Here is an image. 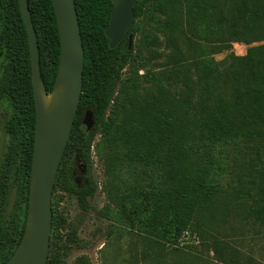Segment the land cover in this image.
Here are the masks:
<instances>
[{"label":"trees","instance_id":"trees-1","mask_svg":"<svg viewBox=\"0 0 264 264\" xmlns=\"http://www.w3.org/2000/svg\"><path fill=\"white\" fill-rule=\"evenodd\" d=\"M84 51L81 96L53 192L73 197L82 212L97 190L92 177V150L97 135L116 147L107 162L113 174L150 168L156 182L137 181L124 195L116 221L140 225L176 246L184 235L203 231L224 213L215 176L221 168L216 145L242 141L255 151L249 168L259 179L237 193L239 217L264 224V0H143L134 7L129 31L114 48L104 34L112 10L109 0H74ZM35 31L39 69L50 92L57 73L60 45L50 0H27ZM158 31L172 48L167 69L151 74L140 99L133 79L139 57L133 45L137 22L152 7ZM132 41L129 45L128 37ZM233 44L246 53L237 56ZM181 46L185 51H181ZM227 53L221 61L214 56ZM128 67L130 75L123 77ZM27 35L18 0H0V106L8 110L9 138L0 161V264L16 249L23 234L35 131ZM86 114L93 125L87 129ZM112 147V145H111ZM82 166L83 183L74 181ZM252 176L251 172L247 174ZM138 179V178H137ZM143 180V177L140 179ZM14 189L12 214L6 216ZM54 197V194H53ZM245 197V198H244ZM220 207V208H219ZM65 220L52 206V229L46 264H66L80 240L75 229L61 230ZM194 228L195 231L194 232Z\"/></svg>","mask_w":264,"mask_h":264},{"label":"rangeland","instance_id":"rangeland-1","mask_svg":"<svg viewBox=\"0 0 264 264\" xmlns=\"http://www.w3.org/2000/svg\"><path fill=\"white\" fill-rule=\"evenodd\" d=\"M158 15H161L160 9L153 6L149 17L136 23L138 31L133 45L140 60L133 79L139 84L140 99L149 85L145 81L147 76L163 72L171 61L172 48L167 46L165 34L156 27L155 17ZM261 44L264 42L257 45ZM246 48L243 44H233V52L237 56L245 55ZM181 51H185L182 46ZM227 53L217 54L214 59L221 61ZM128 75L130 71L127 67L123 77ZM8 115L6 107L0 106V161L9 142L4 131V121ZM93 145L92 177L97 190L89 200L90 210L84 213L73 197L60 190L52 192L51 208L55 206L66 222L61 233L75 229L81 242L79 247H72L66 264H264V224L242 220L239 217L242 211L237 203L240 202L237 193L252 187L250 179L259 181L257 174L249 168L250 160L257 167L260 166L252 143L239 141L215 146L213 156L218 158L221 168L215 173V179L221 193V205L227 208L224 213L217 210L214 222L198 233L194 228L196 233L184 235L176 246L166 243L157 234L144 231L138 224L132 227L116 221L119 206L130 185L141 181L147 186L156 182L157 177L150 168L134 170L130 166L127 171L113 174L107 158L116 152V147L113 144L109 146L101 135L95 137ZM260 157L264 163V149ZM82 170L78 164L74 173L77 185L83 183ZM248 172L252 176L249 177ZM142 177L143 180H140ZM14 198L12 189L6 216L13 213Z\"/></svg>","mask_w":264,"mask_h":264},{"label":"water","instance_id":"water-1","mask_svg":"<svg viewBox=\"0 0 264 264\" xmlns=\"http://www.w3.org/2000/svg\"><path fill=\"white\" fill-rule=\"evenodd\" d=\"M59 36V61L51 91L43 85L38 45L27 0H18L25 26L35 109V131L28 206L22 237L4 264H46L52 229L51 199L58 168L76 116L83 77L84 51L74 0H50ZM112 10L104 34L114 49L129 31L134 7L143 0H109ZM129 45L132 38L128 37ZM87 129L93 125L86 114Z\"/></svg>","mask_w":264,"mask_h":264}]
</instances>
